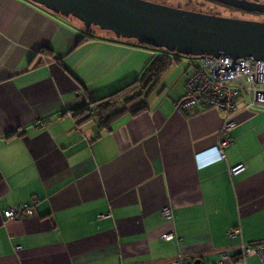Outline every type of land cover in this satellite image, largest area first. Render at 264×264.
Segmentation results:
<instances>
[{"label": "crops", "instance_id": "crops-1", "mask_svg": "<svg viewBox=\"0 0 264 264\" xmlns=\"http://www.w3.org/2000/svg\"><path fill=\"white\" fill-rule=\"evenodd\" d=\"M71 19L0 0V264H264L240 255L264 242V107L239 98L217 156L222 114L175 108L180 57L141 113L78 124L74 110L140 78L159 52L94 29L79 42L88 31ZM22 204L33 214L3 220Z\"/></svg>", "mask_w": 264, "mask_h": 264}, {"label": "water", "instance_id": "water-1", "mask_svg": "<svg viewBox=\"0 0 264 264\" xmlns=\"http://www.w3.org/2000/svg\"><path fill=\"white\" fill-rule=\"evenodd\" d=\"M47 11L97 27L117 39L163 49L180 57L224 56L264 61V20H245L183 10L147 0H28ZM264 15L248 0H204Z\"/></svg>", "mask_w": 264, "mask_h": 264}, {"label": "built area", "instance_id": "built-area-1", "mask_svg": "<svg viewBox=\"0 0 264 264\" xmlns=\"http://www.w3.org/2000/svg\"><path fill=\"white\" fill-rule=\"evenodd\" d=\"M185 92L176 101L175 108L185 111L198 105L214 107L223 116L219 132V142L215 147L217 156L223 157L224 149L232 143L231 131L235 126L234 115L237 112L239 98H247V107H264V61L248 58L233 60L230 56H198L188 60L185 80ZM244 171L243 164L229 168L231 176ZM35 202H33L34 204ZM33 204L12 206L3 210L2 217L6 221H19L33 214ZM164 218L172 217L168 208L162 209ZM240 233L239 228H232L230 235ZM172 234L162 236L170 241ZM243 258L258 256L264 263V242L253 245H241ZM170 264H195L184 258H177ZM218 264H221L219 261Z\"/></svg>", "mask_w": 264, "mask_h": 264}, {"label": "trees", "instance_id": "trees-1", "mask_svg": "<svg viewBox=\"0 0 264 264\" xmlns=\"http://www.w3.org/2000/svg\"><path fill=\"white\" fill-rule=\"evenodd\" d=\"M92 30V27L87 29L88 36H81L79 42L93 39L92 35H90ZM139 47L159 53L153 58L140 78L103 98L81 105L74 110L72 115L74 118L79 119L78 124L88 120H96L100 128L109 129L111 122L124 113L136 115L146 109L145 97L149 95L153 87L158 83L161 74L178 61L180 56L176 53H168L163 49L155 50L150 46L142 45Z\"/></svg>", "mask_w": 264, "mask_h": 264}, {"label": "rangeland", "instance_id": "rangeland-1", "mask_svg": "<svg viewBox=\"0 0 264 264\" xmlns=\"http://www.w3.org/2000/svg\"><path fill=\"white\" fill-rule=\"evenodd\" d=\"M154 3H160L164 4L166 6L180 8L183 10H189V11H195L199 13L204 14H210V15H217L221 17H229V18H236V19H245V20H255V21H262V17L258 15H254L253 13H245L238 10L230 9L229 7L215 5L213 3L203 1V0H147ZM255 1V0H253ZM259 3L264 4V0H257ZM72 18V17H70ZM71 20H74L75 22H78L74 18ZM96 32L99 33H108L106 31H101L97 27H92ZM114 36V35H113ZM122 40L123 42H133L136 45H139L135 40L129 39H118ZM141 46V45H139ZM148 54V53H147ZM191 57H181L180 62L178 63L180 68H186L188 66V60H190Z\"/></svg>", "mask_w": 264, "mask_h": 264}, {"label": "flooded vegetation", "instance_id": "flooded-vegetation-1", "mask_svg": "<svg viewBox=\"0 0 264 264\" xmlns=\"http://www.w3.org/2000/svg\"><path fill=\"white\" fill-rule=\"evenodd\" d=\"M204 1V0H203ZM248 1H252V2H259V1H257V0H255V1H253V0H248ZM211 3V2H210ZM158 4H160V3H158ZM164 5V4H163ZM235 10V9H234ZM236 11V10H235ZM239 11V10H238ZM242 12V11H241ZM246 13V12H245ZM254 15H258V16H260V17H262L263 19L262 20H264V15H260V14H255L254 13Z\"/></svg>", "mask_w": 264, "mask_h": 264}, {"label": "bare ground", "instance_id": "bare-ground-1", "mask_svg": "<svg viewBox=\"0 0 264 264\" xmlns=\"http://www.w3.org/2000/svg\"><path fill=\"white\" fill-rule=\"evenodd\" d=\"M241 255V254H240Z\"/></svg>", "mask_w": 264, "mask_h": 264}]
</instances>
